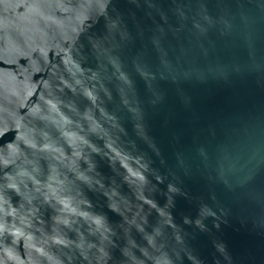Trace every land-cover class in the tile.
<instances>
[{
  "label": "water",
  "instance_id": "1",
  "mask_svg": "<svg viewBox=\"0 0 264 264\" xmlns=\"http://www.w3.org/2000/svg\"><path fill=\"white\" fill-rule=\"evenodd\" d=\"M0 264H264V0H0Z\"/></svg>",
  "mask_w": 264,
  "mask_h": 264
}]
</instances>
